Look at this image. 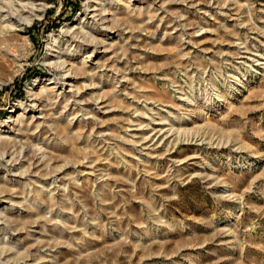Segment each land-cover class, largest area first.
Wrapping results in <instances>:
<instances>
[{
	"label": "rangeland",
	"instance_id": "rangeland-1",
	"mask_svg": "<svg viewBox=\"0 0 264 264\" xmlns=\"http://www.w3.org/2000/svg\"><path fill=\"white\" fill-rule=\"evenodd\" d=\"M43 3L0 34V264H264V0H107L84 44Z\"/></svg>",
	"mask_w": 264,
	"mask_h": 264
},
{
	"label": "bare ground",
	"instance_id": "bare-ground-1",
	"mask_svg": "<svg viewBox=\"0 0 264 264\" xmlns=\"http://www.w3.org/2000/svg\"><path fill=\"white\" fill-rule=\"evenodd\" d=\"M106 2L107 0H83L82 6L84 10L81 14V19L79 23L77 25H73L69 29V31H67L66 33L70 34L76 40L77 43L84 44V42L87 39L88 34L91 32L93 33L97 31L95 28L96 26L101 28L107 22L106 16L108 15V13L106 9L104 8V6L108 5V3L106 4ZM41 3H42V0H0V34L5 35L11 32H16V28L23 25V23L25 24V23L31 22L32 19L39 17L41 13H43L46 9V5H44V3L43 4ZM16 24H19V25L16 26ZM100 30L107 31L106 28H101ZM89 38L93 39V37L91 36H89ZM102 53H105V51H103ZM98 55H100V53H98V44L96 43L94 45L93 51L87 58L90 60L91 57L94 58V57H97ZM62 57H65V59H62ZM48 58L49 59H47L48 61H45L46 62L45 64L51 67H56V69H58L61 72V76L58 80L55 79V81H52V79L51 80L49 79L50 83H48L47 85V86H50L49 90L53 91L54 95L57 96V98H65V97H69L70 99L72 98L71 102L68 103V106L70 107L73 106V108H77V109L79 108L80 111H84L83 108L87 107L89 103H83L80 100L78 101V98H80L79 93L76 92V90H73L74 86L72 85V82H74V80H76L77 77L72 75V66L68 61L70 60V56L60 51L59 47L58 48L56 47L55 50H51V55H48ZM89 60L88 62H90L91 65H94L93 60H90V61ZM28 96L32 98L35 95L29 92ZM29 103L31 105H28V107L32 108L33 112L40 113L44 111L45 106L41 104L37 105L34 99L32 100L30 99ZM101 103L102 101H100L99 104L102 105ZM99 109L103 110L105 109V106H101ZM12 113H15V111H13ZM35 118L37 120H40V119H43L44 117L37 116ZM6 123H9L8 126H11V123H13V121H8V122L6 121ZM149 124L154 125L156 127H161L158 130H156V128L151 129L154 132L153 137L157 136L158 140L161 139L160 142H162V140H167L170 136H172L171 134L172 130L170 129L163 130L161 123H157V122H153L152 120H149ZM142 127L143 126L130 122L128 126V129H129L128 132L136 133V132L142 131ZM131 138H138V137L131 136ZM147 138L143 139L140 145L138 146H144L142 148L143 151H152L151 146L144 145V144L149 143V141L147 142L146 140H149L150 138L149 139ZM37 152L39 154H42L43 151L41 150V148H38ZM3 225H4L3 223H0V230H2L1 226Z\"/></svg>",
	"mask_w": 264,
	"mask_h": 264
}]
</instances>
